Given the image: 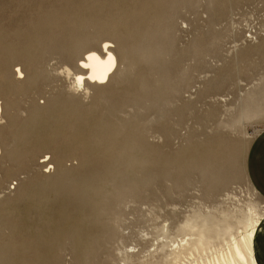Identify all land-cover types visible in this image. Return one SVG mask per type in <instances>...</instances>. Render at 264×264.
Returning a JSON list of instances; mask_svg holds the SVG:
<instances>
[{
  "label": "rangeland",
  "instance_id": "374dc122",
  "mask_svg": "<svg viewBox=\"0 0 264 264\" xmlns=\"http://www.w3.org/2000/svg\"><path fill=\"white\" fill-rule=\"evenodd\" d=\"M161 1L0 0L2 88L6 82V64L15 56L20 42L26 40L27 31L30 32L31 28L48 30L46 34L55 31L62 37L61 42L67 43L64 38L90 31L89 19L95 21L97 27L98 18H107L105 32L100 31L102 27L99 24L98 33L108 36L113 33H120L121 36L125 34L129 40L135 38L138 27L147 26L146 21L151 20L150 18L162 20L164 8ZM205 3L202 1L195 9L184 8L178 18L176 17L175 30L173 29L174 47L169 56L149 71L155 85L160 86L159 69H165L168 75H173L181 68L193 67L196 61L191 59L188 52L181 55L178 47L188 46L192 40L198 38V54L202 60L197 61L193 71L194 82L183 93V98L195 101L199 98V91L201 98L197 100L195 109L189 111L178 108L176 104L168 106L172 119L167 121L165 127L169 134L167 146H160L165 142V136L161 134V121L144 124L148 112L137 116L134 123L127 125V132L131 131L134 137H130L138 144L139 155L144 157L140 166L132 167L138 185L136 205L141 212L128 214L117 233L108 229L110 242L101 247L90 248L87 245L100 229V225L95 223V219L82 216L86 203L73 191L62 187L57 180L59 173L66 169L70 170L72 176L83 175L103 161V145L96 141L93 132L100 122L101 105L96 101L92 102L94 105L75 109L62 93V88L69 81L61 77L53 84L47 83V73L43 72L40 65L35 64L33 55L28 56L27 71L36 72V83H29L26 88L17 86L8 95L9 113L13 120L8 125L5 119L0 121L3 122L1 126L5 125L4 131L10 132L22 149L21 162L17 166L6 164L3 174L0 175V187H7V190L4 189L7 192V201L0 202V264H129L122 255L124 251L138 253L133 264L145 261H152V264H171L164 253L170 247L181 243L180 240L185 237L183 232L177 231L179 226L203 228L213 240H221L224 228L229 221H235L234 215L238 210L246 209L248 204L257 213L262 212L264 200L255 190V193L251 190L250 183V188H247L243 167L244 163L246 166L251 142L264 129V112L242 120L240 128L235 131L222 127L217 129L216 120L231 118L236 113L241 103L240 97L245 91L264 80V0H216V4L210 8ZM71 11L73 15L70 14ZM30 21L34 22L29 23ZM20 24H25L29 30L18 29ZM50 64L59 65L57 59H53ZM140 67L144 72L148 71L147 66ZM59 71L60 69L55 73ZM217 74H220L217 85H206L205 82ZM8 75L7 68V81ZM131 79L132 75L125 87L131 85ZM37 95L50 99L52 108L39 117L32 130H24L22 118L25 117H21L17 109L27 108L29 105L25 100ZM2 98L7 100L5 95ZM212 108L217 109L218 117L203 121L201 118ZM181 144L183 146L179 149ZM35 145L52 151L54 169L48 164L39 166L33 173L21 174V177L26 178L16 192L11 189L16 182L15 174L27 165L25 150L33 149ZM184 159L214 167L221 179H230L227 189L216 195L214 202L212 198L203 197L197 187L189 189L183 197H163L161 193L165 189L160 184L162 178L168 175L167 172L175 176L178 171L175 164ZM146 174H153L157 179L151 183L144 182L141 178ZM214 207L217 217L214 220L205 222L204 225L201 220L195 223L190 221L193 211L200 209L208 212ZM245 220L246 218H242V221ZM239 226L240 223H236L230 227L225 233L226 236ZM205 257L203 255L204 261ZM210 257L208 253L207 259ZM193 262V259H189L180 264Z\"/></svg>",
  "mask_w": 264,
  "mask_h": 264
},
{
  "label": "bare ground",
  "instance_id": "6f19581e",
  "mask_svg": "<svg viewBox=\"0 0 264 264\" xmlns=\"http://www.w3.org/2000/svg\"><path fill=\"white\" fill-rule=\"evenodd\" d=\"M202 1L206 2L205 4L208 8L216 4V0H162L161 5L164 8L162 20L160 21V18L157 20L155 17L150 18L151 20L146 21L147 26L144 28L138 27L137 31L139 34L137 31V34L134 31V34H136L134 35L135 38L132 37L129 40L126 39L125 34L123 36L120 33H113L109 36L99 34L98 25L101 24L100 27L102 28H100V31L105 32L107 18H102V20L98 18L96 20L98 29L95 21L93 22L89 19L91 23L90 31L64 38L67 43H62V37L55 33V31L46 34L47 29V31H41L37 27L31 28L30 32L27 31L26 40L20 42V47L17 49L18 51L15 56L6 64V74H4L6 82L3 79V82H5L3 84L4 88L1 86L2 80L0 79V121L5 119L7 125L13 120L9 113L8 95L17 86H24L26 88L28 86L27 84H35L37 80L35 71H27V58L29 55H33L36 59L35 64L40 65L43 72L47 73V83L53 84L61 77L69 81V84L65 88H62V93L72 103L75 109L94 105L92 102L96 101L101 105L100 124L97 122L98 126L96 125L97 127L93 129V132L95 133L96 141L103 145V161L91 170L84 172L83 175L72 176L69 173L70 170L66 169L57 176L58 183L62 187L66 190L73 191L77 197L82 199V202L86 203L82 209V216L84 218H93V220L95 219V223L100 225L101 230L99 229L89 244H87L90 248L108 244L110 242L108 240L110 229L117 233L118 229L124 225V220L128 214L141 212L140 207L136 205L138 185L136 184L132 167L140 166L144 162V157L139 155V151L137 150L138 144L132 139L134 135L131 134V131L127 132V125L134 123L137 116L148 112L144 124L161 121V134L165 136V142L160 146H167L169 134L165 131V127L167 121L172 119V114L168 106L176 104L178 108L189 111L195 109L197 100L201 98V91H199V98L195 101L183 98V93L194 82L193 71L196 68V63L202 60V57L198 54V47L200 46V40L198 38L192 40L188 46L183 48L178 47L181 55L188 52L191 59L196 61L193 67L181 68L173 75H168L165 69H159L160 72L158 70V73L161 74L160 86L155 85L149 71H152L156 65L160 64L163 58L169 56L172 47H174L173 29L176 17L180 15L184 8L189 7L195 9ZM62 15L63 17L65 16L64 13ZM58 17L60 18V16ZM83 20L85 19L83 18ZM32 22L34 21H30L29 23ZM26 28L28 29L25 24H20L18 27L22 31ZM61 35L63 36L62 33ZM104 43L109 45L108 49H104V51L110 52L117 58V67L108 73V79L106 81L101 82L99 80L93 81L87 79V76L91 75V70L81 68L77 62L81 59L82 54L86 57L88 50L101 49ZM104 58L107 59V56ZM53 59H57L59 65H51L50 62ZM140 66H147L148 71L144 72ZM7 68L9 73L8 81ZM17 68L21 69L23 78L16 72ZM58 69L60 71L55 73ZM78 74L85 76V81L82 84L77 83L75 80V76ZM131 75L133 76L131 85L125 87L126 83L130 82L129 77ZM219 76L220 74H217L210 80H207L205 82L206 85L216 86ZM3 95L6 96L7 100L2 98ZM37 96H32L28 100H25V103L29 105L27 108L21 107L17 109L18 114L21 117H25L22 118L24 120L22 123L24 130H32L37 124L39 117L44 112H49L52 108L50 99ZM41 99H43V103L39 102ZM240 99L241 103L231 118L222 121L216 120L217 129L222 127L230 131H235L240 128L242 120L250 118L257 113L264 112V80L261 84L245 91ZM217 115V109L212 108L201 119L206 122L212 119L214 120V118L218 117ZM2 123H0V175L3 174L6 164L13 166L19 164L21 162L20 154L22 153V149L15 137L11 136L10 132L4 131L5 125L1 126ZM183 140L186 141V139ZM182 146L181 144L178 148L180 149ZM24 153L28 161L27 165L23 170L15 174V187H11L16 192L19 191L20 185L23 184L22 182L26 178L21 177V174L33 173L39 166H48V164L52 165L54 169L51 150L47 151L41 145H35L33 149L25 150ZM202 164L199 162H189L185 159L181 163L177 162L175 166L178 171L175 173V176L167 172L168 175L162 178L160 184H162L161 186L164 187L165 191L161 195L167 199H173V196L183 197L193 187H197L201 195L208 199H213L216 195H219L230 184V179H221L219 172L214 167L207 164L204 166ZM243 177L247 188H250L245 163ZM156 179L157 177L153 174H146L141 178L142 181H149L150 183L155 182ZM4 189L7 190V187H0V202L7 201V192ZM251 190L254 193L256 191L252 187ZM214 200L216 199H213V202ZM38 207L36 208L38 209ZM244 207L242 206V208ZM215 208L208 212L200 209L193 211L190 214V221L195 223L201 220L204 225L205 222L214 220L217 218ZM263 215L264 209L259 214L251 205L247 204L246 209H240L234 215L235 221H229V224L224 228L221 240H213L208 236V231H205L203 228H192L190 227L191 225L179 226L177 231L183 232L186 238H182L180 240L181 243H177L174 247L166 250L164 255L171 264H180L189 259L194 260L193 264H257L253 250V239L255 235L253 236L252 233H256L257 225H259ZM242 218H246V220L242 221ZM236 223H240V226L226 236L225 233ZM88 229L90 230V227ZM117 238L121 239V237ZM208 253H210L211 257L207 259ZM122 255H124V260L129 264H133V261L138 258V253L135 251H124ZM203 255L206 256L205 261L203 260ZM141 264H152V261H145Z\"/></svg>",
  "mask_w": 264,
  "mask_h": 264
},
{
  "label": "crops",
  "instance_id": "0c3cea01",
  "mask_svg": "<svg viewBox=\"0 0 264 264\" xmlns=\"http://www.w3.org/2000/svg\"><path fill=\"white\" fill-rule=\"evenodd\" d=\"M246 173L249 183L264 200V129L251 142L246 157ZM257 264H264V217L253 239Z\"/></svg>",
  "mask_w": 264,
  "mask_h": 264
},
{
  "label": "snow or ice",
  "instance_id": "6c2138e0",
  "mask_svg": "<svg viewBox=\"0 0 264 264\" xmlns=\"http://www.w3.org/2000/svg\"><path fill=\"white\" fill-rule=\"evenodd\" d=\"M108 47L109 45L104 43L101 49L88 50L86 57L82 54L81 59L77 63L81 68L91 70V75L87 76V79L93 81L99 80L101 82L106 81L108 79V73L117 67V58L110 52L104 51ZM105 56H107V59L104 58ZM16 72L23 78V73L20 68H17ZM75 80L77 83L82 84L85 81V76L78 74L75 76ZM40 102L43 103L44 101L41 100ZM257 230H259V225H257ZM252 235L254 236L255 233L253 232Z\"/></svg>",
  "mask_w": 264,
  "mask_h": 264
}]
</instances>
